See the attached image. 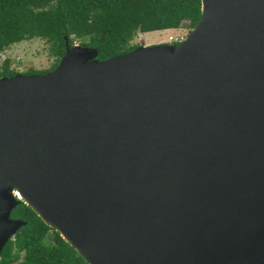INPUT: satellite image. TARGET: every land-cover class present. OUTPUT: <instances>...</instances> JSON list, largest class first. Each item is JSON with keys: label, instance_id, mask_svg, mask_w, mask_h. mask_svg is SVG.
I'll list each match as a JSON object with an SVG mask.
<instances>
[{"label": "water", "instance_id": "obj_1", "mask_svg": "<svg viewBox=\"0 0 264 264\" xmlns=\"http://www.w3.org/2000/svg\"><path fill=\"white\" fill-rule=\"evenodd\" d=\"M65 39L0 77V257L25 202L89 264H264V0L107 59Z\"/></svg>", "mask_w": 264, "mask_h": 264}, {"label": "trees", "instance_id": "obj_2", "mask_svg": "<svg viewBox=\"0 0 264 264\" xmlns=\"http://www.w3.org/2000/svg\"><path fill=\"white\" fill-rule=\"evenodd\" d=\"M202 0H0V53L23 40L42 38L55 57L53 70L70 45L96 47L99 59L129 52L139 33L189 29L201 19ZM10 60L0 77L17 73ZM12 217L27 221L1 253L0 264H89L28 204L22 202Z\"/></svg>", "mask_w": 264, "mask_h": 264}, {"label": "rangeland", "instance_id": "obj_3", "mask_svg": "<svg viewBox=\"0 0 264 264\" xmlns=\"http://www.w3.org/2000/svg\"><path fill=\"white\" fill-rule=\"evenodd\" d=\"M189 32V29H166L146 33H139L131 44L155 45L169 43L171 36ZM188 37V35H187ZM10 60L11 68L18 72L28 73L30 68L41 71L50 68L55 62V57L50 52V43L42 38L23 40L8 47L0 53V72L5 61Z\"/></svg>", "mask_w": 264, "mask_h": 264}, {"label": "built area", "instance_id": "obj_4", "mask_svg": "<svg viewBox=\"0 0 264 264\" xmlns=\"http://www.w3.org/2000/svg\"><path fill=\"white\" fill-rule=\"evenodd\" d=\"M187 33L181 34V35H176V36H171L170 37V42L169 43H180L184 41L187 38Z\"/></svg>", "mask_w": 264, "mask_h": 264}]
</instances>
